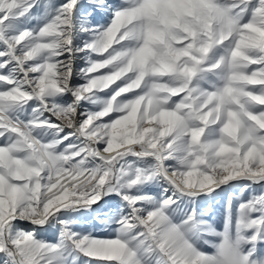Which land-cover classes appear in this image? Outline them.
<instances>
[{
	"label": "snow or ice",
	"instance_id": "6c2138e0",
	"mask_svg": "<svg viewBox=\"0 0 264 264\" xmlns=\"http://www.w3.org/2000/svg\"><path fill=\"white\" fill-rule=\"evenodd\" d=\"M0 264H264V0H0Z\"/></svg>",
	"mask_w": 264,
	"mask_h": 264
},
{
	"label": "rangeland",
	"instance_id": "374dc122",
	"mask_svg": "<svg viewBox=\"0 0 264 264\" xmlns=\"http://www.w3.org/2000/svg\"><path fill=\"white\" fill-rule=\"evenodd\" d=\"M220 209L219 208H217V210H216V220H217V222L219 223V214H220ZM98 235H104V233L103 232H99L98 233Z\"/></svg>",
	"mask_w": 264,
	"mask_h": 264
}]
</instances>
